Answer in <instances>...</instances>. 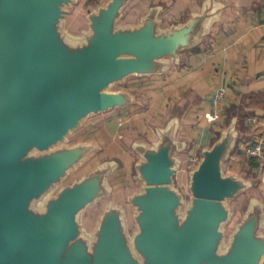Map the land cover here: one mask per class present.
Wrapping results in <instances>:
<instances>
[{
    "label": "water",
    "instance_id": "water-1",
    "mask_svg": "<svg viewBox=\"0 0 264 264\" xmlns=\"http://www.w3.org/2000/svg\"><path fill=\"white\" fill-rule=\"evenodd\" d=\"M78 0H0V264H264V201L251 197L226 236L229 201L253 182L223 165L239 138L234 113L188 168L186 196L175 185L187 142L182 114L134 141L133 180L140 189L123 206L104 205L87 230L84 213L108 198L119 168L106 160L71 174L98 150L69 138L93 116L137 104L116 86L161 76L200 45L226 5L202 0L186 20L164 25L162 5L121 23L135 0H106L85 15L86 29L67 30Z\"/></svg>",
    "mask_w": 264,
    "mask_h": 264
},
{
    "label": "crops",
    "instance_id": "crops-1",
    "mask_svg": "<svg viewBox=\"0 0 264 264\" xmlns=\"http://www.w3.org/2000/svg\"><path fill=\"white\" fill-rule=\"evenodd\" d=\"M201 1L139 0L136 12L141 16L150 6L162 5L160 17L164 25H169L198 11ZM219 1L226 8L210 34L196 48L183 52L180 64L157 76L150 86L151 97L156 95L159 97L156 101L164 105L156 114L157 124L172 111L179 110L182 114L179 133L188 145L182 153L185 163L211 145L234 113L239 115V138L234 153L237 159L251 158L246 156L245 147L264 135V0ZM220 88L226 92L221 118L210 123L205 114ZM136 105L126 109L134 110ZM249 118L255 122L248 123ZM150 135L149 132L147 138ZM258 159L262 171L259 178L264 184V158ZM245 166L246 171L255 172L248 163Z\"/></svg>",
    "mask_w": 264,
    "mask_h": 264
},
{
    "label": "rangeland",
    "instance_id": "rangeland-1",
    "mask_svg": "<svg viewBox=\"0 0 264 264\" xmlns=\"http://www.w3.org/2000/svg\"><path fill=\"white\" fill-rule=\"evenodd\" d=\"M105 1L106 0H99L97 2L93 0H78L71 8L69 14H67V30L78 34L81 30L86 29L85 15L87 11L92 9L97 3H103ZM138 2L139 0L133 1L126 9L123 18L121 19V23L138 21L140 15L136 12L139 8V5L137 4ZM155 78L158 77H131L126 83L116 86L115 89L121 88L129 90L136 97L138 102L135 109H131V111L127 109L111 110L93 116L84 123L82 129L69 138L70 144L80 141H92L98 144V150L91 154L78 170L71 174L70 178L77 177L83 172H86L87 169L93 168L106 160H116L119 162V168L109 179V184L112 188L111 195L89 207L83 215V224L87 230H91L94 227L95 222L103 211L104 205L111 200L123 206L126 211L129 227L131 229L133 228L131 220L132 208L127 203L126 197L127 195L138 191L140 186L133 180V165L137 160V155L132 150L131 145L134 141L151 142L155 140V128L165 125L168 117L173 113L172 111L169 116L166 115L163 120L160 121V124H157L159 122H157L156 114L157 112L160 113L159 107L162 109L164 105L163 103L156 101V99L159 98L156 97V95L154 98L151 97L150 86L156 81ZM108 118L110 119L103 123V121ZM130 119H132V121ZM95 120L97 122L92 123ZM119 123H121V125ZM149 132L151 135L150 138H147ZM180 134L181 132L178 134L179 138L182 136V134ZM217 136L218 134L216 137ZM234 153L235 151L224 163V171L251 180L253 186L229 201L232 218L225 227L226 236L230 234L233 227L241 219L251 197H257L261 201H264V184L259 178L261 177L260 175L262 171H246L245 164L247 163V160L240 158L237 159ZM180 157L182 160L184 159L182 153ZM188 165L189 163H185L183 160L181 169H179L175 175V185L186 196L188 195Z\"/></svg>",
    "mask_w": 264,
    "mask_h": 264
},
{
    "label": "built area",
    "instance_id": "built-area-1",
    "mask_svg": "<svg viewBox=\"0 0 264 264\" xmlns=\"http://www.w3.org/2000/svg\"><path fill=\"white\" fill-rule=\"evenodd\" d=\"M226 98L225 89H218L212 97L211 109L205 114L208 122L214 123L221 118V109L224 105ZM255 119L249 118L248 123H254ZM121 125V123H119ZM245 154L248 157L264 158V135H260L259 138L251 145L245 147ZM198 161V157L189 158V165L187 168L195 166Z\"/></svg>",
    "mask_w": 264,
    "mask_h": 264
},
{
    "label": "trees",
    "instance_id": "trees-1",
    "mask_svg": "<svg viewBox=\"0 0 264 264\" xmlns=\"http://www.w3.org/2000/svg\"><path fill=\"white\" fill-rule=\"evenodd\" d=\"M236 149V148H235ZM235 151V150H234ZM259 159L258 158H256V157H251V158H248L247 159V163H248V165L251 167V168H253V169H255V170H259V168L261 167V163H260V161H258Z\"/></svg>",
    "mask_w": 264,
    "mask_h": 264
}]
</instances>
